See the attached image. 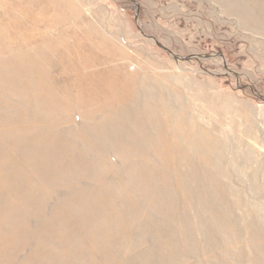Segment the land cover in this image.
Returning a JSON list of instances; mask_svg holds the SVG:
<instances>
[{
	"label": "rangeland",
	"instance_id": "rangeland-1",
	"mask_svg": "<svg viewBox=\"0 0 264 264\" xmlns=\"http://www.w3.org/2000/svg\"><path fill=\"white\" fill-rule=\"evenodd\" d=\"M0 264H264V0H0Z\"/></svg>",
	"mask_w": 264,
	"mask_h": 264
},
{
	"label": "bare ground",
	"instance_id": "bare-ground-1",
	"mask_svg": "<svg viewBox=\"0 0 264 264\" xmlns=\"http://www.w3.org/2000/svg\"><path fill=\"white\" fill-rule=\"evenodd\" d=\"M92 80H93V78H92ZM96 82V81H95ZM72 83V82H71ZM70 86V85H69ZM87 87V86H86ZM92 87V86H91ZM95 87V86H94ZM84 88V87H83ZM90 88V87H89ZM86 89V88H85ZM107 90H110L111 91V89H107ZM86 91V90H85ZM97 91V90H96ZM94 92H95V90H94ZM87 93V92H86ZM90 93V92H89ZM85 94V93H84ZM88 94V93H87ZM92 94V93H91ZM94 95H95V93H93ZM89 95V94H88ZM83 96H85V95H83ZM86 97V96H85ZM84 98V97H83ZM87 100H88V98H86Z\"/></svg>",
	"mask_w": 264,
	"mask_h": 264
},
{
	"label": "water",
	"instance_id": "water-1",
	"mask_svg": "<svg viewBox=\"0 0 264 264\" xmlns=\"http://www.w3.org/2000/svg\"><path fill=\"white\" fill-rule=\"evenodd\" d=\"M163 48V47H162ZM164 49V48H163ZM201 58V57H200ZM209 58V57H208Z\"/></svg>",
	"mask_w": 264,
	"mask_h": 264
}]
</instances>
